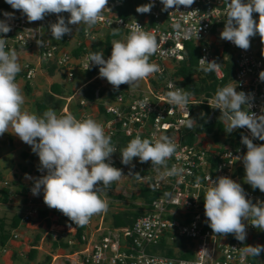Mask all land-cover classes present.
<instances>
[{"label":"built area","instance_id":"1","mask_svg":"<svg viewBox=\"0 0 264 264\" xmlns=\"http://www.w3.org/2000/svg\"><path fill=\"white\" fill-rule=\"evenodd\" d=\"M153 2L150 13H146L144 19L139 17L125 18L118 14L117 7L121 4L118 0H108L103 10L102 19L85 34V25L74 26L70 34L64 35L61 41L51 37L50 23L57 20L56 14H49L41 21H27V17L19 10H14L8 4L4 7L5 0H0V20H7L11 25L9 33L4 35L7 39L6 50H15L21 72L16 77V82L32 85L43 66L54 65L56 69L64 73L69 80L75 75L96 67L88 64V54L106 31L112 28H120L127 36L131 29L138 23L143 30L150 33L157 41L158 50L150 58V62L160 66L161 71L151 77L162 80L159 88H151L138 92L117 91L108 99H103L99 90L95 91L94 101L85 98L80 99V107H88L77 119L91 117L101 123L107 135L111 136L112 144L117 152L111 156L114 167L120 168L124 180L129 171L139 169L137 184L141 188H147L158 193L151 203L144 202L143 210L138 214L130 226L115 227L113 219L106 220V212H102L97 220L90 219L78 236V225L69 220L60 211L50 209L42 204V208L49 211H58L57 220L50 225L53 239L67 242L69 247L62 255L64 264H253L252 256L242 253L246 245L255 246V238L260 230L253 227L250 221L246 222V239L241 242L233 234L226 236L216 235L208 226L204 214V189L208 184V177L216 179L219 176H229L239 182L245 190L247 198L253 203L257 200L264 201L263 196L250 188H246L243 180L244 166L237 156H243L245 145L241 142L242 136L251 137L247 128H240L243 134L236 138L234 143L228 141L227 145L215 143L206 145L200 140L201 135L193 144L185 143L184 128L186 121L191 119L193 110L200 108V113L194 116L204 115L203 105L210 108V118L214 113H221L219 109H213L209 105L214 96L191 95L188 110L182 111L169 105L167 92L174 87L183 88L180 77L172 78L168 73L166 62L179 63L185 58V43L194 42L199 48L201 58L206 61H215L218 67L214 70L216 78L220 81L225 76L223 70L224 61L234 57L235 71L233 83L237 91H244L252 97L250 111L264 114V81L259 79V73L264 71V43L259 35L251 38V46L248 50H242L233 43L222 40L220 33L224 27L228 0H194L191 6H180L179 10L168 9L162 11L161 0H147V4ZM14 13V18L8 20L4 13ZM66 22L69 13H61ZM258 20V14H253ZM69 27H71L69 25ZM37 40H43L44 45H38ZM205 44V45H204ZM229 48L228 53L225 48ZM35 50L37 62L28 59L26 53ZM24 54V55H23ZM199 67L203 66L200 60ZM99 72L87 82L94 81ZM150 80L152 78H149ZM147 83L150 85L151 81ZM108 97V96H107ZM72 97L67 99V104ZM72 115V114H71ZM155 140L161 136H167L176 144L175 154L166 162V166L152 167L151 161L141 167L138 158H133L131 165L121 162V148L118 138H135ZM256 144L264 143L253 138ZM125 143L124 146H126ZM141 163V162H140ZM134 165V167L132 166ZM173 167L183 169L180 174L170 175ZM242 168V172L239 169ZM46 174V170L40 168V164L34 171V180ZM200 179V187L196 186L197 178ZM117 182V181H116ZM9 182L0 179L1 190L8 186ZM30 186L27 195H32ZM30 194V195H29ZM39 195L43 197L41 189ZM38 195V196H39ZM37 195L34 196L36 199ZM38 199V198H37ZM41 206L34 204L33 197L28 200L27 210L23 215V222H30L39 214ZM63 220L65 223L61 224ZM59 227V229H56ZM55 228V229H54ZM17 238V233H12ZM180 239L186 241V247L176 245ZM166 242L174 250V255L166 254L160 246ZM258 244V242H257ZM193 252L191 258L179 255L180 251Z\"/></svg>","mask_w":264,"mask_h":264},{"label":"clouds","instance_id":"2","mask_svg":"<svg viewBox=\"0 0 264 264\" xmlns=\"http://www.w3.org/2000/svg\"><path fill=\"white\" fill-rule=\"evenodd\" d=\"M5 2L12 9L21 11L29 23L41 21L49 14H56L57 20L50 23L49 29L51 37L58 41L72 32L69 25H85L87 35L102 19L103 10L108 4V0ZM161 3L164 6L162 11L173 8L179 10L180 6H191L194 0H161ZM153 6V2L140 5L136 12L150 13ZM65 12L70 14L67 22L60 15ZM254 13L258 14V20L254 18ZM4 16L10 20L14 18V13L6 12ZM10 31L11 25L7 20H0V34L6 35ZM119 33L120 28L112 29L113 36ZM257 34L264 43V0H228L220 38L242 50H248L251 38ZM37 44L43 46L44 42L37 40ZM6 46L7 39L0 35V136L5 133L13 134L38 155L40 168L46 170V174L34 180L32 194L39 195L42 189L43 202L47 207L60 211L76 225L85 226L93 215L107 211L108 202L103 194L113 182L124 176L122 169L111 163L112 154L117 152L116 146L112 144L111 136L106 134L103 125L91 117L77 119L67 113L57 115L54 109L46 110L41 116L25 110V97L16 82V77L22 70L21 65L16 51L6 50ZM157 50L155 38L136 23L126 37L112 40L111 55L107 59L102 51L89 53L86 69L90 68V64L99 66V77L106 79L114 89H119L124 84L135 87L139 81L161 71L158 64L150 62ZM199 60L202 66L207 63V67L203 69L206 72L215 70L219 65L214 60ZM259 79L264 81V71L259 73ZM169 88L174 90L166 94L168 104L182 111L188 110L192 93L172 84H169ZM251 99L244 91H237L236 87L228 84L216 90L209 106L220 110L219 119L223 121L226 133L231 134L240 128L250 131L252 138L243 135L241 140L247 151L243 156H237V159L242 160L244 166V182L252 189H259L264 193V143L253 142V138L264 141V114L257 115L250 111ZM193 111L200 113L201 110L196 108ZM196 123L191 118L186 121V126L191 129ZM9 129L12 131L9 132ZM175 152L176 144L167 136L155 140L136 136L121 149L120 154L124 165H131L133 158H139L141 163L151 161L152 167H159L166 166L167 160ZM182 172L183 169L173 167L169 174ZM135 175L137 179L140 178L139 173ZM196 186L200 187L199 177ZM203 199L204 214L214 234H233L243 242L247 234L245 221L264 230V201L257 200L253 203L247 198L242 185L229 176H219L216 179L209 176ZM262 252L264 245H246L242 249L243 254L253 258H258Z\"/></svg>","mask_w":264,"mask_h":264},{"label":"rangeland","instance_id":"3","mask_svg":"<svg viewBox=\"0 0 264 264\" xmlns=\"http://www.w3.org/2000/svg\"><path fill=\"white\" fill-rule=\"evenodd\" d=\"M71 28H73L75 25H70ZM105 36V35H104ZM104 36L101 37L104 38ZM126 36H122L119 39H122ZM205 45V44H204ZM103 52V48L100 49L99 52ZM32 54L29 58L32 59L33 61H37V56L35 54V51H29L28 53ZM104 54V53H103ZM173 65L172 61L166 62V66L171 68ZM173 68V66H172ZM173 70V69H172ZM171 72V70H170ZM46 69H39V74L36 76V78L33 81V84L30 86L31 87V93L27 92V87L24 86L22 87V92L25 97V103L23 105L24 109L31 112L35 113L37 115H41L44 112H38L37 107H36V102L38 100L44 99V96L46 97V94L50 92L51 86L54 83H60L61 88L63 90V93L58 96L57 98H61L62 100V107L60 108H55L54 110L56 111L57 115H59V112H63L64 110V105L67 103V98L70 96L74 95V98L71 101L70 105H73L74 107H79V101L82 98L80 95V92L78 94H74L75 91L80 87L84 86L85 81L87 80V77L83 75L82 73H79L75 75V77L71 80L65 78V76L62 74V72H59V70L55 69V72L53 75L50 74H45ZM153 76V75H151ZM147 77V80H150L149 78H152L155 81V84L151 81V84L149 85L145 81V79L139 81L137 86L135 87H129L126 89L128 92L131 91V93L136 94L138 92L146 91L148 90V86L151 88H159L161 85H163L162 80H157V77ZM151 79V80H152ZM96 87V90L100 91L102 90L103 99H108L110 97H107V92L115 90L112 85H110L106 79L100 78L99 75L97 78L94 79L93 81ZM233 87V81L229 83ZM66 114V113H65ZM12 130L9 129V132ZM226 136L228 134H223L220 137V143L219 144H224L227 145L228 141L225 140ZM200 140L203 142V144L206 145H214V140L213 136L211 135H201ZM0 157L2 159L0 160V169L3 172L2 174L5 177V180L7 179L9 184H8V189L9 194L13 195L15 199L18 201L21 198L22 193L24 192V186L28 187L32 185V180L34 179V171L36 167L38 166L39 163V158L38 155L35 154L31 147L24 142H22L17 136L13 135L9 136L8 133H5L3 136H0ZM139 161L135 160V162ZM146 163H140L139 165L141 167L146 166ZM131 171H129L124 180L117 181L116 182V187L112 190H105L103 197L107 200L108 202V209L105 213L106 215V220L107 222L112 220L113 214H116L118 212H140L143 210L144 206V201L141 199L139 196L140 192V184H137V178L135 173L140 174V170H134L129 174ZM16 173V174H15ZM243 174V180L245 177V170L242 172ZM33 177V178H32ZM18 178V179H16ZM247 184V183H246ZM30 195V194H29ZM119 195L123 196V198L119 197ZM9 199V196H8ZM1 201V200H0ZM20 201V200H19ZM23 202V199L21 200ZM3 204L0 205V219L5 218L6 222L11 223L13 216L20 215L21 217L24 215L26 212L25 208L20 206L17 207L15 210H12L11 205L4 204L3 201H1ZM43 210L46 211L48 209H38V211ZM42 212V211H40ZM39 214L35 215L33 219L30 222H21V226L24 227V230L26 232V237H27V242L32 241L35 239L37 235H42V244L43 248L46 249L47 251L51 252L52 254H55L57 252V248L62 247L57 241L53 239V232H51V228H48L45 226V217H41ZM48 212L51 211H46V215ZM58 211H53V213L56 214V217L54 218L53 216L50 219L51 221L57 220V213ZM102 213L93 215L91 218L97 220V217L100 216ZM54 218V219H53ZM61 224H63L60 221ZM55 229V228H54ZM56 229H59L57 227ZM254 242L256 245H264L263 240L261 239L260 236L255 238ZM258 242V244H257ZM54 243L56 245H54ZM56 246V247H55ZM66 251V250H65ZM63 253V252H62ZM52 259V256H51ZM62 260L65 261L64 258L61 257ZM258 264H264V259L259 257V263Z\"/></svg>","mask_w":264,"mask_h":264},{"label":"trees","instance_id":"4","mask_svg":"<svg viewBox=\"0 0 264 264\" xmlns=\"http://www.w3.org/2000/svg\"><path fill=\"white\" fill-rule=\"evenodd\" d=\"M120 1V5L117 7V12L120 16L125 18H134L139 17L140 19H144L146 16L145 14H140L136 12V8L140 5L147 4V0H118ZM4 7H8V4L5 2ZM113 29V28H112ZM112 29H109L106 31V34L104 38L100 39L96 44L93 45L91 52H99L101 48H103L104 58L107 59L111 55V42L113 39H119L122 36H124V33L120 30L119 35L113 36L112 35ZM225 52L228 53L229 48H225ZM185 58L183 61L179 63L173 62V68H168V73L172 78L180 77V85L185 89V91H188L192 93V95L195 96H215L216 90L220 87H223L225 85H228L234 75L235 71V64H234V57L231 53V57L228 60L224 61L223 70L225 72V76L222 78V80H218L216 78L215 72L210 71L206 72L203 69L205 67L200 68L198 61L201 56L200 48L194 43V42H186L185 43ZM207 67V66H206ZM45 69L48 70L50 75H53L55 72L56 67L54 65H48L45 66ZM173 69V70H172ZM171 70V72H170ZM99 72V66H96L92 69H89L85 71V76L88 80H91L97 73ZM153 84H155V81L152 79ZM94 82L88 83L86 86H84L80 92L82 95V98H85L89 101L94 100V95L96 91ZM27 92L31 93V87L29 84H26ZM128 88L127 84L121 85L119 89H115L112 91L107 92L108 97H113L117 91H124ZM100 95H103L102 90L100 91ZM63 93V90L61 88L60 83H54L51 86V90L49 93L46 94V97L44 96V99L38 100L36 102V107L38 112H45L48 109H55L62 107V100L61 98H57V95L60 96ZM205 110V114L203 116H194L195 111H193L192 118L197 121V123L193 126V128L189 129L187 126L184 128V138L183 141L185 143L193 144L197 141L198 135H211L213 136V140L215 143H220V137L223 134H228L224 130V123L222 120L219 119L217 113L214 114L213 118L210 117V108L208 106H203ZM59 115H66L64 112H59ZM243 134V131L241 129H237L233 131L231 134H228L226 136L225 140L230 141L231 144L234 143L235 139L240 137ZM131 140V138H125L120 137L118 138V142L120 141V148L123 149L125 143L128 144V142ZM247 149L246 146L244 148V153H246ZM242 168L239 169V172H242ZM34 182V181H33ZM116 187V182H113L110 186V188L106 190H112ZM245 187L252 189V187L249 184H246ZM28 187L24 186V192H27ZM256 193H259L263 196L264 199V193L260 192L259 189H252ZM9 196V189L3 188L1 190V197L0 200L3 202H6L8 200ZM139 196L141 199L149 204L151 203L156 197H158L157 192H153L147 188H141L139 192ZM119 197L123 198V196L119 195ZM104 198V197H103ZM42 211V212H40ZM40 216L44 217L46 216V212L43 210H40ZM47 211V210H46ZM138 215V212H118L116 214H113V225L115 227H125L130 226L132 222L134 221L135 217ZM22 218L20 215H14L12 218L11 223L6 222L5 218L0 219V246H4L9 239L12 237V232L20 226L22 222ZM48 227L51 225V221L47 220ZM84 226H78V236L80 235L81 231L83 230ZM261 239L264 242V230H260L258 234ZM42 235H37L34 239L33 246L36 245V243L41 239ZM62 247L68 248L69 245L67 242H64L63 240H60L58 242ZM186 241L184 239H180L178 242H176V245H180L182 247H186ZM54 245H56L54 243ZM56 247V246H55ZM162 249L166 250V254L168 255H174V250L166 244L164 241L163 244L160 246ZM37 252L36 248H31L28 252V257L33 258ZM179 255L185 258H191L193 256V252L190 250H187L186 252L180 251ZM260 258L264 259V252L261 253L259 256ZM259 257L253 258L252 261L253 264L259 263Z\"/></svg>","mask_w":264,"mask_h":264},{"label":"crops","instance_id":"5","mask_svg":"<svg viewBox=\"0 0 264 264\" xmlns=\"http://www.w3.org/2000/svg\"><path fill=\"white\" fill-rule=\"evenodd\" d=\"M25 53H26L28 59H30L29 57L32 56L31 52L28 53V51H27V52H24V54ZM35 54H36V51H35ZM41 69L45 70V66H43V68H41ZM59 72H61V71L59 70ZM47 73L50 74L48 72V70L46 69L45 74H47ZM62 74L64 75V73H62ZM82 74L85 75V73H82ZM150 81H152V80H150ZM18 85L20 86V88L24 87L22 85V82H19ZM81 89H82V87L79 86V88L75 91L74 94L75 95L78 94ZM80 95H81V92H80ZM70 97H72V99H73L74 95H72ZM71 101L68 104L64 105V108H63L64 110H62L64 113L72 114L73 116L78 117L81 115L82 112L89 111V106L84 107V108L80 107V106L74 107L73 105H70ZM8 134H9V136H12V134H10V133H8ZM1 159H2V157H0V160ZM2 173L3 172L0 169V179H3V178L5 179V177ZM16 179H18V178H16ZM33 181H34V179L31 181L32 185H34ZM32 185H30V186H32ZM30 186H28V190H29ZM28 190H27V192H28ZM27 192H23L22 193L23 195H21L23 202L21 201L22 199H19L20 201L19 200L17 201L15 199V197H13V195H11V193H10L9 199L6 202H4V204L11 205L12 210H15L17 207H20V206L24 207L25 210H27V204H28L29 197L30 198L33 197L34 204H37L39 206L44 204L43 197L41 195H39V196L37 195L36 199H34V195L32 194L31 196L28 197ZM2 204L3 203L0 201V205H2ZM41 208H42V206H41ZM52 216L55 218L56 214L53 212H48V214L46 216H44L46 218V220H45V226L46 227L48 226L47 220L52 219L51 218ZM61 222L65 223L63 220H61ZM52 223H53V221H51V224ZM12 233H17L18 237L13 238V236H12L4 246H0V264H64V260H62L61 257L66 252L65 251L66 248H64V247L59 248L58 247L57 252L55 254H52L51 252H49L43 248V244L41 243L43 237L36 243L35 246H33L32 244H33L34 240L27 242V237H26L27 235H26V232L24 230V227H22L21 224L18 227V229L14 230ZM31 248L37 249V252H36L35 256H33V258L28 257V252L30 251ZM51 256H52V259H51Z\"/></svg>","mask_w":264,"mask_h":264}]
</instances>
